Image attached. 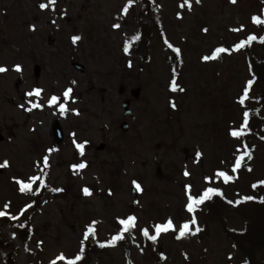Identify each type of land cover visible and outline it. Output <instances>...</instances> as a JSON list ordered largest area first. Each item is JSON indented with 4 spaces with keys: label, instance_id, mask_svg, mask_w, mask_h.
Instances as JSON below:
<instances>
[{
    "label": "rangeland",
    "instance_id": "1",
    "mask_svg": "<svg viewBox=\"0 0 264 264\" xmlns=\"http://www.w3.org/2000/svg\"><path fill=\"white\" fill-rule=\"evenodd\" d=\"M41 2L47 0H0V66L8 69L0 73V163L4 159L10 162L0 173V211L9 217L8 213L17 215L23 206L33 204L19 220L0 225L4 243L0 264H50L60 252L74 258L86 226L93 220L98 222L96 234L85 245H94L98 251L90 256V264H244L219 221H206L209 201L196 213L203 229L196 236L177 240L169 232L152 242L139 229L168 216L177 225L188 219L185 185L191 184L193 192L202 191L207 186L205 174L231 167L241 140L250 142L249 148L255 146L253 159L247 162L252 171L242 166L235 174L229 172L238 177L234 181L224 184L221 180L213 186L223 190L227 201H236L251 195L252 185L264 180V140L260 138L264 137V108L254 113V90L243 108L238 103L251 79L244 54L247 45L230 55L220 54V59H201L216 46L229 47L249 34L263 36L264 25L254 24L252 17L264 19V4L258 0H237L235 4L191 0L189 11L187 6L183 10L178 7L181 0H155V4L153 0H133L127 16L117 21L127 0H57L55 12L41 10ZM146 5L151 7L149 11ZM179 11H183V19L176 17ZM153 14L162 22L163 35L180 47L179 63L167 52L159 33L154 34L146 55L132 51L128 56L122 51L124 33L128 39L137 35L138 18L152 25ZM116 22L121 23L120 29L112 28ZM31 25L36 26L35 31ZM240 25H244L243 31H230ZM204 27L209 29L206 34ZM73 35L82 39L73 44ZM61 56L65 65L57 63ZM129 59L132 67H128ZM73 63L82 65L84 72L76 70ZM16 64L22 66L21 71L15 70ZM35 66L41 68L40 78L34 76ZM172 79L185 91H171ZM72 81L76 84L71 85ZM70 85L76 102L67 104L80 115L71 111L60 115L48 106L25 110L31 106L29 100H37L26 96L35 87L45 90L39 102L46 105L50 95H60ZM120 85L126 88L124 96L118 94ZM136 88L141 89L139 99L131 96ZM125 99H132L134 119L123 113ZM172 100L175 109L170 106ZM21 104L25 108L19 107ZM244 110L251 113L248 128L252 126L255 135L250 141L248 134L241 140L229 134L230 128L241 124ZM124 121L129 123L128 132L120 129ZM58 122L64 133L61 141L53 135ZM73 132L77 142L87 140L92 146H85L83 156L73 143ZM53 144L57 150L49 153ZM101 144L104 151L97 150ZM197 150L203 152L200 163L195 162ZM45 155L51 165L45 169L46 184L64 192H46L36 203L35 194H21L12 178L40 174L35 162L41 161L43 167ZM84 161L85 169L71 168L70 164ZM185 168L191 173L188 177L183 175ZM133 180L143 189L138 197L132 193ZM39 184H33V193ZM84 186L92 189V196L83 194ZM109 189L112 195H108ZM8 201L11 205L5 209ZM133 214L138 217L134 233H125L122 243L116 242L114 247H100L122 228L117 218ZM29 216L31 231L24 242L15 225L25 223ZM224 216L228 229H242L240 215L224 211ZM11 250L13 256L8 255ZM261 260L264 264V256Z\"/></svg>",
    "mask_w": 264,
    "mask_h": 264
},
{
    "label": "snow or ice",
    "instance_id": "2",
    "mask_svg": "<svg viewBox=\"0 0 264 264\" xmlns=\"http://www.w3.org/2000/svg\"><path fill=\"white\" fill-rule=\"evenodd\" d=\"M197 4L202 3V0H195ZM230 3L235 4L237 0H229ZM56 3L57 0H47V2H41L39 3L38 7L41 10H51L52 12H55L56 8ZM133 0H127V3L123 6L121 14H118L116 19L117 21H120L123 16H127L129 12V8L132 6ZM153 4H155V0H153ZM187 6L188 10H192V3L191 0H181V3L178 5V7L183 10ZM157 8L162 7V6H156ZM62 14L66 15V9L62 10ZM177 19H183V11H179L176 13ZM252 22L256 25H264V19L261 18V15H254L252 17ZM51 23L55 24L56 20H52ZM31 30L35 31L36 26L31 25ZM113 29H120L121 28V23L116 22L112 24ZM244 25H240L239 28H232L230 31L233 32H240L243 31ZM202 31L206 34L209 29L207 27H204ZM125 40L122 45V51L128 55L131 56L132 52L130 51L131 45L129 43V39L127 37V33H124ZM82 37L80 35H73L71 37L72 43L76 44L78 41H80ZM131 39L133 40H140V35L137 34L133 36ZM164 43L166 46L173 51V53L176 56H181V49L180 47H174L172 43H170L167 39L166 36L163 37ZM253 41H258L259 43L264 44V36H259L257 37L255 34H249L247 35L246 38H241L237 43L234 45H231L229 47H225L223 45L216 46L214 49L210 50L211 54L210 55H204L202 56L203 61H209L213 59H220L222 58L220 54L222 53H228L229 55L233 51H239L242 48H244L246 45L251 46ZM128 67H132V60H128ZM15 70L16 71H21L22 66L20 64L15 65ZM8 71V69L5 66H0V73H4ZM175 71V69H173ZM253 80L249 79L247 81V86L242 90V95L238 98V103L242 106V108L245 106V101L249 98V92L251 90V87L253 85ZM76 81H72L71 85H75ZM67 87L60 95H57L53 93L50 95V97L46 101V105L42 104L39 102L40 98H42L44 89L42 87H35L32 91H29L26 93V96L28 97H33L35 96L37 100L35 102L29 100V104L31 105L30 107L26 108V111L31 112L33 109L39 108L43 109L45 106L48 107H54L58 110L60 115H67L69 111L73 112L75 115H80V112L78 109H69L67 102L71 100L72 103L76 102L75 97H73L72 93L74 91L73 86ZM170 88L171 91L176 92L177 90L183 92L185 91L184 88L179 87L176 80L172 79L170 82ZM63 98V102H62ZM170 106L175 109L177 107L176 103L174 100L170 101ZM21 108H25V105L21 104L19 105ZM249 117H250V112L248 110H244L242 112V122L239 125L238 128H230L229 134L237 139L241 140L242 137L246 136L248 132L251 131V129L248 128L249 124ZM75 132L72 133L73 136V143L75 147L79 150L80 156L84 155V149L85 146L89 143V141L84 140L82 142H77L75 140ZM262 140H264V137H260ZM255 146L253 145L252 148L248 147L247 141L241 140V143L236 145L235 150L233 152V162L231 164V167L228 169H221L217 168L213 171L211 175L205 174L203 177V180L205 184L207 185L202 191L197 190L193 192V187L191 184L185 185V196H186V203L184 205L185 210L190 214L188 219L182 220L179 222V225L174 221V218L171 216H168L164 218L163 220L159 222H153L151 225H144L140 227V232L141 234L146 237L148 240L152 242H156L162 234H168L169 232L173 233L174 238L177 240L185 239L190 236H196L197 234L202 232V228L199 225L198 219H197V211L201 210V206L205 204L206 201H211L213 197L215 196H221L223 197V190L220 187L213 186L214 183L221 181L224 184H227L229 182L234 181L236 178H238L235 175H230L229 172L235 174L238 172V170L243 166L246 171L251 172L252 168L250 164H248V161H251L253 159V151H254ZM57 149L50 148L48 149V152L51 153L52 151H56ZM203 156V152L200 150H197L195 153V162L200 163L201 157ZM246 158V159H245ZM221 163H224L222 161ZM42 164L43 167H41V161H36L35 162V167L40 170V174L37 175H30L27 176L26 178H18V177H13L12 179L17 183L18 185V191L21 194H35L33 193V184L36 181L40 182V187H47L46 184V178H47V172L45 169H50L51 165L49 164V156L45 155L42 157ZM87 162H77L71 165V168L73 170H83L87 167ZM10 167V162L8 159H4L2 163H0V169L3 168H8ZM183 175L188 177L191 175V173L185 168ZM132 185L134 187L135 191H143L141 184L133 180ZM258 185H264V180L257 181L252 185L253 188H256ZM51 191L53 192H60L63 191V189L60 188H52ZM82 192L85 196H92L93 191L91 188L84 186L82 188ZM108 195H112L111 189L108 190ZM257 197H254L252 195H245L237 199L236 201L228 200L227 203L229 204H236L239 205L240 203H244L247 201L255 200ZM259 202L264 203V197H259ZM138 203V201L136 202ZM11 205V201H8L5 205L4 208L7 209ZM33 204L28 203L25 206H23L17 215H11L8 213L10 219L12 220H19L21 216L24 215V213L29 209L32 208ZM6 215L5 211H0V217H3ZM119 225L122 226V228L117 229V234L113 235L110 237V239L105 242L101 243L100 247H105V246H115L116 242L123 240L124 234L128 233L129 235H132L134 231L137 228V222H138V217L136 215H128L126 218H117ZM98 222L93 220L89 226H86V231L82 235L81 239V248L80 251L75 254L74 258H68L64 252H60L58 256L50 261V264H57V261H63L65 264H78V262L82 261L84 259V246L85 242L88 241L90 236H95L96 234V229L95 225ZM18 228H25L26 224L25 223H19L15 225ZM151 228V232H150ZM15 233L12 234L13 238H15ZM135 237L133 236V239ZM39 245L43 244V241L38 242ZM141 252H143V248L140 249ZM185 259H188L187 254H185ZM229 259H231V256H229ZM247 264V262H245Z\"/></svg>",
    "mask_w": 264,
    "mask_h": 264
},
{
    "label": "trees",
    "instance_id": "3",
    "mask_svg": "<svg viewBox=\"0 0 264 264\" xmlns=\"http://www.w3.org/2000/svg\"><path fill=\"white\" fill-rule=\"evenodd\" d=\"M150 8L149 5L145 7L147 11H149ZM138 19V34L140 35V40L136 41L129 39V43L133 51L146 55L155 33H159L160 38L164 41V36L161 32L162 22L156 14L152 15V25L145 23L143 17H139ZM167 51L174 58L175 62H180V57L176 56L171 49L167 48ZM244 54L251 79L254 81L251 90H254L256 93V98H253L252 102L254 106H256V109L264 108V44L254 42L251 46H246ZM252 129L248 137L250 140L252 139L251 137L255 135ZM247 144L249 147L250 142H247ZM51 189L52 188L49 186L39 187L38 202L41 201L44 191H51ZM251 195L257 197V199L240 203L239 205L229 204L227 203V199L221 196L213 197V199L206 204L208 213L206 221H214L215 219L219 221L227 239L242 255L244 264L245 262H247V264H262L263 261L261 257L264 256V203L259 202V197H264V185H258L254 188ZM224 211L240 215L243 222L241 230L228 229L224 225ZM31 218L32 216L28 217L25 222V228H17L16 230L17 234H19L21 240L24 242H26L27 237L30 235L31 226L29 221ZM5 220L6 219L0 218V224ZM118 242L120 244L122 240ZM0 246L4 247L1 238ZM84 249V259L80 261L79 264H90V256L96 254L98 249L91 244L85 245ZM8 255L13 256L12 250Z\"/></svg>",
    "mask_w": 264,
    "mask_h": 264
},
{
    "label": "water",
    "instance_id": "4",
    "mask_svg": "<svg viewBox=\"0 0 264 264\" xmlns=\"http://www.w3.org/2000/svg\"><path fill=\"white\" fill-rule=\"evenodd\" d=\"M260 1L264 2V0H260ZM73 66H74L78 71H80V72H83V71H84V67L81 66L80 64L75 63ZM40 72H41L40 67H39V66H36V67H35V75H36V77H39V76H40ZM124 93H125V88H124V86H120V88H119V94H120V95H123ZM140 93H141V90H140V89H136V90H134V91L132 92V95H133L134 98L137 99V98H139ZM130 105H131V101H130V100H126V101L123 103V109H124L125 114H126L127 116L133 118L134 115H133L132 111L130 110ZM121 129H122L123 131H128V129H129L128 124H127V123H123V124L121 125ZM57 130L59 131V128H57ZM99 149H100V150H104V146H101ZM0 172H1V169H0ZM133 194H134L135 197L138 196V192L135 191V190H133Z\"/></svg>",
    "mask_w": 264,
    "mask_h": 264
},
{
    "label": "flooded vegetation",
    "instance_id": "5",
    "mask_svg": "<svg viewBox=\"0 0 264 264\" xmlns=\"http://www.w3.org/2000/svg\"><path fill=\"white\" fill-rule=\"evenodd\" d=\"M58 127H60V123H59V122L56 123V124L54 125V128H53V135H54V138H55L56 141L58 140V137H59V132H58V130H57ZM60 128H61V127H60ZM61 130H62V129H61ZM63 137H64V133L62 134V139H63ZM62 139H61V140H62ZM86 148H87V149H91V148H92L91 144L88 143V144L86 145Z\"/></svg>",
    "mask_w": 264,
    "mask_h": 264
},
{
    "label": "bare ground",
    "instance_id": "6",
    "mask_svg": "<svg viewBox=\"0 0 264 264\" xmlns=\"http://www.w3.org/2000/svg\"><path fill=\"white\" fill-rule=\"evenodd\" d=\"M20 33H22V31H20ZM64 34H67V33H64ZM66 40L69 41L68 37L66 38ZM56 60H57L58 65H65L64 59L62 58V56H61L60 60H58V58H56Z\"/></svg>",
    "mask_w": 264,
    "mask_h": 264
}]
</instances>
